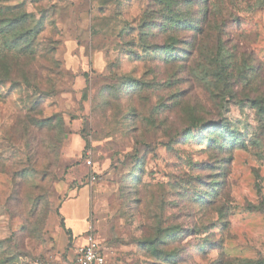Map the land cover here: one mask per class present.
Wrapping results in <instances>:
<instances>
[{
	"label": "rangeland",
	"instance_id": "obj_1",
	"mask_svg": "<svg viewBox=\"0 0 264 264\" xmlns=\"http://www.w3.org/2000/svg\"><path fill=\"white\" fill-rule=\"evenodd\" d=\"M85 185L106 264H264V0H0V264Z\"/></svg>",
	"mask_w": 264,
	"mask_h": 264
},
{
	"label": "crops",
	"instance_id": "obj_2",
	"mask_svg": "<svg viewBox=\"0 0 264 264\" xmlns=\"http://www.w3.org/2000/svg\"><path fill=\"white\" fill-rule=\"evenodd\" d=\"M99 201L98 188L90 185H85L79 189L72 190L68 197L62 201L61 214L64 224L72 233L76 246L82 245L85 242L84 235L88 227L91 225L89 217L92 215V212L96 214V219L93 220L92 224L94 232L97 231V229L100 230L102 227V217L103 215L106 217V213H103L100 209ZM95 237H97L98 240H101L103 234L100 231L98 234L95 232ZM65 243L66 241L64 244ZM74 249L76 250V247L71 249V252L67 254L65 259H71L74 257Z\"/></svg>",
	"mask_w": 264,
	"mask_h": 264
},
{
	"label": "built area",
	"instance_id": "obj_3",
	"mask_svg": "<svg viewBox=\"0 0 264 264\" xmlns=\"http://www.w3.org/2000/svg\"><path fill=\"white\" fill-rule=\"evenodd\" d=\"M87 164H91L87 160ZM95 179V174L91 173L89 180ZM85 242L75 250L74 257L65 260H47L43 264H106L105 248L96 240L94 229L90 225L85 233Z\"/></svg>",
	"mask_w": 264,
	"mask_h": 264
},
{
	"label": "trees",
	"instance_id": "obj_4",
	"mask_svg": "<svg viewBox=\"0 0 264 264\" xmlns=\"http://www.w3.org/2000/svg\"><path fill=\"white\" fill-rule=\"evenodd\" d=\"M69 230V229H68ZM70 231V230H69Z\"/></svg>",
	"mask_w": 264,
	"mask_h": 264
}]
</instances>
